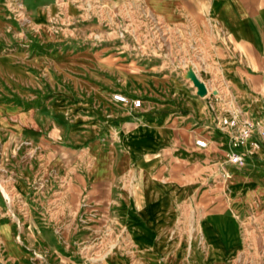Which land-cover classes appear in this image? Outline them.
<instances>
[{
  "label": "rangeland",
  "instance_id": "374dc122",
  "mask_svg": "<svg viewBox=\"0 0 264 264\" xmlns=\"http://www.w3.org/2000/svg\"><path fill=\"white\" fill-rule=\"evenodd\" d=\"M149 1L0 0V264H264V196L226 190L233 147L205 169L161 158L149 176L157 127L119 131L131 100L162 114L172 81L196 91L213 41ZM164 176L183 198L168 202Z\"/></svg>",
  "mask_w": 264,
  "mask_h": 264
},
{
  "label": "crops",
  "instance_id": "0c3cea01",
  "mask_svg": "<svg viewBox=\"0 0 264 264\" xmlns=\"http://www.w3.org/2000/svg\"><path fill=\"white\" fill-rule=\"evenodd\" d=\"M148 6L167 23L194 24L202 39L208 35L213 38L204 51L209 57L197 63L196 73L206 92L197 96L193 89L172 81L170 100L175 103L168 112L145 114L153 102L137 98L140 106L129 105V111L125 110L128 119L119 131H131L136 126L149 129L148 122L157 127L155 149L141 156L149 176L151 167H158L161 158H175L190 167L197 164L205 169L218 165L217 157L232 149L237 130L219 127L218 119L237 113L238 118L255 124L245 147H233L235 153L249 158L251 163L242 161L241 165L227 168L233 175L228 188L231 190L232 186L234 190H226L233 198L241 196L248 200L252 193L264 196V0H150ZM197 137L205 140L204 149L194 147ZM207 177L209 180L210 175ZM164 178L151 179L164 189L168 202L183 198L186 187L177 180ZM206 216L220 217L227 223L234 221L230 238L225 240L236 238L237 222L233 217L215 213ZM213 236L216 246L222 238L216 232Z\"/></svg>",
  "mask_w": 264,
  "mask_h": 264
},
{
  "label": "built area",
  "instance_id": "2783aa9c",
  "mask_svg": "<svg viewBox=\"0 0 264 264\" xmlns=\"http://www.w3.org/2000/svg\"><path fill=\"white\" fill-rule=\"evenodd\" d=\"M111 100L115 103L121 105H127L128 100L120 93H115L111 95ZM140 100L135 99L130 101V106L132 108H138L140 106ZM238 114L232 113L228 117H222L220 120V127L221 128H229L237 130L236 136L233 138L232 147H236V144L244 140L245 138L249 137L251 134L252 129L254 128V123L246 120L241 119L238 120ZM194 147L197 149H204L206 147V142L202 137H197L194 142ZM256 144V143H254ZM228 162L233 165H241L242 164V157L238 153H232L228 157Z\"/></svg>",
  "mask_w": 264,
  "mask_h": 264
},
{
  "label": "water",
  "instance_id": "95a60500",
  "mask_svg": "<svg viewBox=\"0 0 264 264\" xmlns=\"http://www.w3.org/2000/svg\"><path fill=\"white\" fill-rule=\"evenodd\" d=\"M189 79H190L193 87L196 89V95L197 96L205 95L206 91H205L204 85L202 83L198 82L192 73L189 74Z\"/></svg>",
  "mask_w": 264,
  "mask_h": 264
},
{
  "label": "bare ground",
  "instance_id": "6f19581e",
  "mask_svg": "<svg viewBox=\"0 0 264 264\" xmlns=\"http://www.w3.org/2000/svg\"><path fill=\"white\" fill-rule=\"evenodd\" d=\"M228 178V177H227ZM230 178V177H229Z\"/></svg>",
  "mask_w": 264,
  "mask_h": 264
}]
</instances>
